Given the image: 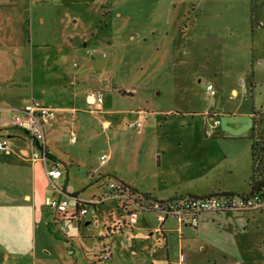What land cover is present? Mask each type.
Wrapping results in <instances>:
<instances>
[{
  "label": "rangeland",
  "instance_id": "rangeland-1",
  "mask_svg": "<svg viewBox=\"0 0 264 264\" xmlns=\"http://www.w3.org/2000/svg\"><path fill=\"white\" fill-rule=\"evenodd\" d=\"M14 37L74 40L72 64L86 68L78 90L98 89L104 98L73 131L66 125L53 147L63 171L58 186L87 202L105 199L89 205V224L72 219L75 196L65 214L48 205V197L66 196L33 159L26 131L14 126L18 98H31V54L22 65L5 46ZM10 76L27 88L2 90ZM254 107L263 118L264 0H0V138L11 152L0 156V264H93L100 235L127 216L109 181L165 199L196 184L218 190L214 182L250 192ZM139 110L148 114L144 126L130 128ZM218 214L184 229L188 258L206 264L223 252L221 264H264V211Z\"/></svg>",
  "mask_w": 264,
  "mask_h": 264
},
{
  "label": "crops",
  "instance_id": "crops-1",
  "mask_svg": "<svg viewBox=\"0 0 264 264\" xmlns=\"http://www.w3.org/2000/svg\"><path fill=\"white\" fill-rule=\"evenodd\" d=\"M68 37L70 36L65 38L68 39ZM63 39L59 41L57 45H50V43L46 44L43 42H36L32 39L30 42L24 43L22 38L15 39L14 37L10 42L8 41L5 44L7 48L11 49L10 51L12 53L19 54L18 60L20 63L22 62V65H24V62L28 58V55H25L28 53L31 54L29 60L31 63L30 70L28 71V74L31 77V82L28 86L31 98H18L16 114L32 101H38L44 105L52 106L58 109L56 121L47 134L48 149L54 157H56L53 150L54 144L59 143L64 136L66 132V125L71 126L73 131V129H75L74 127H76L79 122L87 120L84 113L90 112L92 114H96L98 112L96 105L104 99L102 97L101 101L91 104L90 101L92 100V96L96 98L98 92L100 91L98 89H94L93 92H88V88L83 89V91L78 90L81 83L86 81V68L76 65L78 67L77 69L75 68L76 62L72 64V61H75V58L72 59V57L76 56L75 52H78V43H75L74 40L70 43V41ZM15 44H17L18 47H13ZM49 46H52L54 49H49ZM85 46H87L86 43ZM14 58L17 60L16 56ZM94 60L95 63L97 59ZM8 61L10 60L5 56L2 60V67H5V64H7ZM3 62L5 64H3ZM45 63H48L49 65V69L46 72H44ZM87 63L90 64L89 62ZM91 67H93V65H91ZM13 78V76H10L9 79L3 81L2 90L8 92L9 90H13L17 87H20L19 89H21L22 86L27 88V84L25 82H16ZM71 84L78 87L77 89L74 88L73 92L68 90V87ZM236 91L237 90L234 89L233 93ZM120 92L126 94L133 93L122 90ZM71 97H73V99ZM103 123L104 125H110L112 122L110 119H104ZM9 136L11 137V135ZM30 140L31 147L33 148L31 137ZM7 153H11L10 150ZM214 183L217 185L218 190L209 191L206 188H203V185L205 184H196L195 186L185 188L184 191L186 192H182L181 194H207L214 193L215 191H238L235 188L220 189L222 186L221 183ZM135 187L140 189L142 192L150 193L151 198L166 200L152 191L144 190L137 185ZM135 212L137 216L136 224L130 223V218H126V224L111 227V225L119 222L114 219L113 223L107 226L108 233L100 235V241L102 244L103 242L108 243L112 250V257L108 264H194V258H188L186 240L183 234L184 229L193 227L185 226L181 228L179 224L171 218L161 224L154 211L137 209ZM221 215L222 213L217 216ZM85 223L89 224L90 222L87 220ZM178 246L181 252L179 259L176 255ZM223 256L224 258L228 257L227 254H224L223 252H220L219 255L210 254L207 256L208 260L206 264H221L220 259H222ZM94 259L95 261L93 264H97V258L95 257Z\"/></svg>",
  "mask_w": 264,
  "mask_h": 264
},
{
  "label": "built area",
  "instance_id": "built-area-1",
  "mask_svg": "<svg viewBox=\"0 0 264 264\" xmlns=\"http://www.w3.org/2000/svg\"><path fill=\"white\" fill-rule=\"evenodd\" d=\"M96 51H89V54L94 55ZM208 89L214 94L215 90L212 85H208ZM102 96L96 98L92 96L91 104L101 101ZM58 109L52 106L44 105L38 101H32L30 104L20 110L14 117V126L26 131L33 142L32 157L34 160H41L45 164L46 173L54 185L55 191L61 192L65 198H57L56 196L48 197V205L55 209L58 213H67L71 205L70 197L74 196L69 193L65 187L58 186V180L63 176V171L60 162L56 157L51 155L47 145V134L53 127L57 118ZM148 114L144 110L137 111V118L131 122L130 128L142 129ZM214 119V125L220 124L219 119L211 116ZM109 126V125H105ZM9 151V142L7 138H0V156ZM107 155L101 156V162L107 161ZM107 190L114 191L116 196H119L124 201V209L127 211V216L122 221L116 222L112 226L126 224V218H130V223H137L135 210L145 209L154 211L157 219L163 224L167 219H174L179 226L197 228L201 223V217L206 213L219 212H250L264 211V186L252 192H214L207 194H181L176 195L166 200L155 198H146L141 193L135 192L132 188L123 182L109 181L106 184ZM77 209L72 213V219L76 223H81L86 220V215L89 213V205H96L100 201H84L78 196ZM135 205V206H134ZM134 206V207H133ZM134 210V211H132ZM134 213H132V212ZM58 220V219H56ZM129 223V224H130ZM64 227L62 232L67 231ZM101 255L105 262H101ZM112 257V250L108 243L103 242V248L100 254L96 257L97 264H108V260Z\"/></svg>",
  "mask_w": 264,
  "mask_h": 264
},
{
  "label": "trees",
  "instance_id": "trees-1",
  "mask_svg": "<svg viewBox=\"0 0 264 264\" xmlns=\"http://www.w3.org/2000/svg\"><path fill=\"white\" fill-rule=\"evenodd\" d=\"M253 12V10H252ZM256 108L253 112V134L251 140V159H252V175L249 179L252 192L261 189L264 186V117L258 118ZM263 124V128L258 132V126ZM16 127V126H15ZM18 128V127H17ZM135 192L141 193L146 198H151L150 193L139 191L132 188ZM77 196V193L73 194ZM90 222V221H89ZM102 240V239H101Z\"/></svg>",
  "mask_w": 264,
  "mask_h": 264
}]
</instances>
